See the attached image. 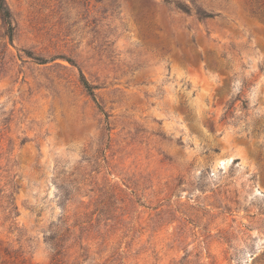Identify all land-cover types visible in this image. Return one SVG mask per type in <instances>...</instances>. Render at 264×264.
Here are the masks:
<instances>
[{
	"label": "rangeland",
	"instance_id": "1",
	"mask_svg": "<svg viewBox=\"0 0 264 264\" xmlns=\"http://www.w3.org/2000/svg\"><path fill=\"white\" fill-rule=\"evenodd\" d=\"M5 1L0 262L264 264V0Z\"/></svg>",
	"mask_w": 264,
	"mask_h": 264
},
{
	"label": "trees",
	"instance_id": "2",
	"mask_svg": "<svg viewBox=\"0 0 264 264\" xmlns=\"http://www.w3.org/2000/svg\"><path fill=\"white\" fill-rule=\"evenodd\" d=\"M178 9L187 15H191V13H192L191 9L188 6L179 5ZM196 15H197L199 20H208V19H213L215 17V15H213V14H208L207 12H203L200 10L197 11ZM0 18H1L2 22L4 23V25L7 27V33L9 34V37L12 38L13 32H14V27H13V23H12V15H11L10 9L8 8L5 0H0ZM81 82H82V85L84 86L86 92L88 93V95L98 105L97 97H96V94L94 92V90L96 88L94 86H92L91 84H89V82L83 76H81ZM98 107H99L100 111L103 112V109L99 105H98ZM14 211H16L15 216H19V214L17 212V207H15V206H14ZM53 245H55V247H56L55 249L58 252L57 256L60 255L59 248L61 247V245L58 242H54ZM55 260H56V256H55V258H53V262ZM0 264H6V263H5V261H2V262H0ZM54 264H57V263H54Z\"/></svg>",
	"mask_w": 264,
	"mask_h": 264
}]
</instances>
